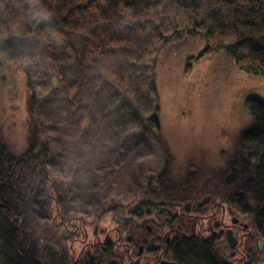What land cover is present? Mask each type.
<instances>
[{
	"label": "trees",
	"instance_id": "16d2710c",
	"mask_svg": "<svg viewBox=\"0 0 264 264\" xmlns=\"http://www.w3.org/2000/svg\"><path fill=\"white\" fill-rule=\"evenodd\" d=\"M39 9H47L50 19L34 18ZM186 36L205 39L200 57L226 52L238 69L264 78V0H0V68L5 60L23 67L30 91L28 149L0 158L22 159L23 166L12 182L6 179L0 201L6 203L0 207V264H46L45 250L32 254L31 228H17L16 190L30 201L33 161L37 182L47 190L49 159L62 164L81 147L52 153L50 138L71 142L74 135L79 142L103 128L116 144L138 136L142 148L133 152L134 179L157 177L148 159L152 145L164 142L160 57ZM245 105L251 125L238 136L233 158L207 174L217 177L207 186L220 188L219 200L231 216L264 243V99L249 97Z\"/></svg>",
	"mask_w": 264,
	"mask_h": 264
},
{
	"label": "flooded vegetation",
	"instance_id": "af4514ba",
	"mask_svg": "<svg viewBox=\"0 0 264 264\" xmlns=\"http://www.w3.org/2000/svg\"><path fill=\"white\" fill-rule=\"evenodd\" d=\"M82 146L87 160H94L97 153ZM112 146L106 154L117 151V167L100 164L102 174L95 178L86 167L82 173L90 184H75L74 189L55 180L49 170L50 186L41 188L37 162L32 160L31 199L24 202L17 187L16 213L18 230L31 228L33 256L45 250L46 264H264V243L255 240L241 218L231 216L219 200L224 192L207 186L217 181L215 175H207L214 172V165L176 161L172 151L173 162L166 164L165 146L166 161L151 171L157 177L140 182L134 179L133 148ZM40 149L37 146L34 154ZM5 153L1 150L0 158ZM51 158L49 169L65 170ZM12 160L0 159V201L6 196V179L12 182L23 169L22 159ZM203 171L200 182L195 176ZM40 211H45V218Z\"/></svg>",
	"mask_w": 264,
	"mask_h": 264
},
{
	"label": "rangeland",
	"instance_id": "374dc122",
	"mask_svg": "<svg viewBox=\"0 0 264 264\" xmlns=\"http://www.w3.org/2000/svg\"><path fill=\"white\" fill-rule=\"evenodd\" d=\"M205 47L204 38L186 36L173 41L161 54L158 86L167 161L165 146L154 143L151 148L153 156L148 159L152 169H160L163 159L166 164L172 163L173 156L176 161L185 159L195 164L208 162L216 168L223 166L233 158L240 133L251 125L246 99H264V78L238 69L226 52L200 57ZM3 64L0 68V151L5 149L18 156L29 146L30 91L24 68L8 60ZM82 137L83 141L78 142L73 135L71 142L61 143L50 138L52 153L81 144L78 153L73 154L75 157L69 153L70 160H62L58 166L64 171L47 167L55 180L70 185L72 189L75 184H90V179L82 173L86 167L88 175L95 178L94 173L102 174L100 164L114 169L119 162L117 151L113 156L106 154L107 149L116 144L108 129L92 130L91 135ZM138 139V136L131 135L121 143L132 146L136 155V151L141 153L142 148ZM82 145H86L88 152L92 149L97 153L94 160H87L84 150L81 151L84 149Z\"/></svg>",
	"mask_w": 264,
	"mask_h": 264
},
{
	"label": "clouds",
	"instance_id": "9594fccd",
	"mask_svg": "<svg viewBox=\"0 0 264 264\" xmlns=\"http://www.w3.org/2000/svg\"><path fill=\"white\" fill-rule=\"evenodd\" d=\"M33 16L38 21H42L50 19L51 13L47 9H39L33 13Z\"/></svg>",
	"mask_w": 264,
	"mask_h": 264
},
{
	"label": "water",
	"instance_id": "95a60500",
	"mask_svg": "<svg viewBox=\"0 0 264 264\" xmlns=\"http://www.w3.org/2000/svg\"><path fill=\"white\" fill-rule=\"evenodd\" d=\"M44 213H45V211H40V216L42 217V218H45L46 216L44 215ZM41 235V234H40Z\"/></svg>",
	"mask_w": 264,
	"mask_h": 264
}]
</instances>
